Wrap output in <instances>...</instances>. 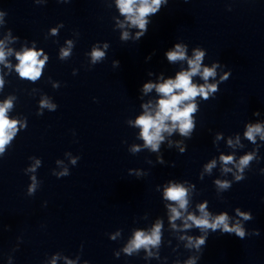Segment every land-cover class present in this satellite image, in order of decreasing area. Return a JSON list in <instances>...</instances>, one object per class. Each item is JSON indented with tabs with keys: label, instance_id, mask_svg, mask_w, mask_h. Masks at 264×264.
Instances as JSON below:
<instances>
[{
	"label": "water",
	"instance_id": "95a60500",
	"mask_svg": "<svg viewBox=\"0 0 264 264\" xmlns=\"http://www.w3.org/2000/svg\"><path fill=\"white\" fill-rule=\"evenodd\" d=\"M148 19L137 40L140 30L127 24L116 0H0L8 53L0 63V103L12 97L8 116L19 122L0 154V264H264V139L245 136L249 125L264 128V0H168ZM177 43L189 59L204 51L202 68L219 64L207 81L219 91L196 97L189 136L164 133L153 151L135 121L143 105L160 98L155 89L144 93L145 83L188 70L187 59L167 60ZM26 48L47 56L35 82L16 72V53ZM94 48L105 53L95 63ZM42 100L55 107H41ZM221 156L233 161L225 165ZM171 183L188 190L174 222L168 205H177L164 199ZM201 204L210 220L227 214L243 239L185 228ZM157 221L159 245L124 251L135 232L150 233ZM190 237L206 245L191 246Z\"/></svg>",
	"mask_w": 264,
	"mask_h": 264
},
{
	"label": "clouds",
	"instance_id": "9594fccd",
	"mask_svg": "<svg viewBox=\"0 0 264 264\" xmlns=\"http://www.w3.org/2000/svg\"><path fill=\"white\" fill-rule=\"evenodd\" d=\"M168 0H116V5L120 10V14L125 17V21L130 27L138 28L140 31L136 33V39L139 40L148 31V25L150 20L148 17L155 16L159 13L162 7L166 6ZM121 27L124 24L120 25ZM55 34V29H53ZM122 39H129V33L125 31L122 34ZM107 48V45H105ZM10 51V50H9ZM8 53L5 52L2 42H0V63L5 62V57ZM167 60L169 62L184 61L187 59L188 70L180 71L176 74L175 79H167L162 83H145L143 85V92L148 93L155 89L160 98L156 101L155 106L149 104L143 105L144 113L139 116L135 125L140 128V136L144 141V146L151 148L153 151L159 149L160 143L164 140V133L171 135L174 131H179L182 136H189L190 132L194 129L192 121V114L197 111V105L195 103L196 97H203L208 100L209 93H217L219 87L216 84H209L207 81L210 77L215 78L216 68L219 67L218 63H214L212 67H203L202 61L205 56V52L199 48L194 50L192 58H187L186 47L180 43L175 44L173 50H169L166 53ZM43 55L42 51H36L34 49H24L22 52L16 53V59L19 63L16 66V72L23 79H28L35 82L40 76L44 67L45 60L39 59ZM69 50L64 49L61 52V56L67 57ZM104 51L93 49L91 56L93 63L99 61L104 57ZM150 58V57H149ZM116 64L119 62L116 61ZM231 74V70L227 74L221 77L220 82L227 81ZM151 75V73H149ZM200 75L205 81L202 85H197L193 82V77ZM3 86V79L0 78V87ZM13 98L9 97L4 102L0 103V154L4 153L5 145H7L15 136L17 129V120L10 119L8 116L9 110L13 107ZM41 107L54 108V105H50L47 100L41 101ZM259 115V113H255ZM256 134H260L264 139V128L260 124L249 125L245 136L255 142ZM231 144V141H229ZM138 147H134L133 151H138ZM221 161L227 165L233 161L232 156H221ZM253 159V155L249 154L242 157L239 161L238 167L241 171L249 164V161ZM40 162L37 161V164ZM75 163V161H73ZM215 160L206 166V170L210 171L215 166ZM34 170V169H31ZM224 171H230L225 168ZM62 176L69 175L67 171L61 173ZM35 178L33 177V180ZM242 179L238 176L237 180ZM217 185L226 189L229 187L228 182L216 181ZM35 191V184L33 183L28 190L31 195ZM188 190L182 185L177 183H171L164 191V199L170 200L177 206L168 205L170 212V220L175 221L182 217V211L186 210L188 205ZM201 215L199 217L189 214L184 220V227L189 228L195 225L200 229H211L215 232L217 229L221 230V234H231L235 232L236 236L243 239L244 231L237 225L235 227H229V217L227 214H221L214 219H209V213L206 211V204L198 206ZM238 211V210H237ZM240 215H244L240 213ZM246 219L250 218L245 216ZM191 221V224L188 223ZM173 227L176 225L173 223ZM161 239V222L157 221L150 233L143 231H137L134 234L133 239L129 242L128 246L124 249L126 253L131 255L135 250L140 248L148 249L149 246H157ZM189 245L199 247L206 245L204 238L193 240L189 238ZM54 264V262H53ZM187 264H194V260L190 259Z\"/></svg>",
	"mask_w": 264,
	"mask_h": 264
}]
</instances>
